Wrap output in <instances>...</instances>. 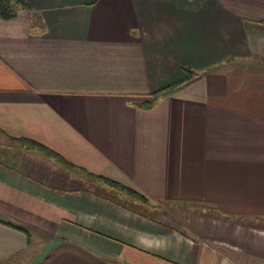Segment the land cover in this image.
I'll use <instances>...</instances> for the list:
<instances>
[{"label":"crops","instance_id":"crops-1","mask_svg":"<svg viewBox=\"0 0 264 264\" xmlns=\"http://www.w3.org/2000/svg\"><path fill=\"white\" fill-rule=\"evenodd\" d=\"M25 2L0 18V264H264V0Z\"/></svg>","mask_w":264,"mask_h":264},{"label":"trees","instance_id":"trees-1","mask_svg":"<svg viewBox=\"0 0 264 264\" xmlns=\"http://www.w3.org/2000/svg\"><path fill=\"white\" fill-rule=\"evenodd\" d=\"M21 8H28V4L25 2V0H0V18H2V19L13 18L16 14V11L18 9H21ZM182 70L185 73L184 78L182 80H180L179 82H175L174 84H172L166 88L161 89L160 90L161 93L171 91L172 89L176 88L179 85L186 84V83L192 81L198 75V73L195 72V70L190 69V68L185 67V66L182 67ZM148 101L149 100H147L146 102L149 103ZM25 141H26V144H34L33 142H29L28 140H25ZM131 193L133 195H135L133 192H131ZM17 229L21 230L20 227H17Z\"/></svg>","mask_w":264,"mask_h":264},{"label":"rangeland","instance_id":"rangeland-1","mask_svg":"<svg viewBox=\"0 0 264 264\" xmlns=\"http://www.w3.org/2000/svg\"><path fill=\"white\" fill-rule=\"evenodd\" d=\"M128 200V199H127ZM131 205H133V202H129ZM167 204H164V206H166ZM142 206V208H144V209H147L148 208V206H146V205H141ZM136 207H138V205H137V203H136ZM99 264H104V263H99Z\"/></svg>","mask_w":264,"mask_h":264}]
</instances>
